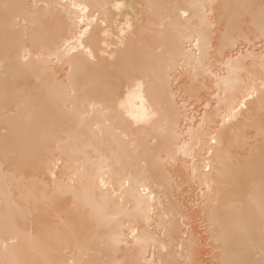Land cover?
Returning a JSON list of instances; mask_svg holds the SVG:
<instances>
[{"label": "bare ground", "instance_id": "obj_1", "mask_svg": "<svg viewBox=\"0 0 264 264\" xmlns=\"http://www.w3.org/2000/svg\"><path fill=\"white\" fill-rule=\"evenodd\" d=\"M161 261L264 264V0H0V264Z\"/></svg>", "mask_w": 264, "mask_h": 264}, {"label": "snow or ice", "instance_id": "obj_2", "mask_svg": "<svg viewBox=\"0 0 264 264\" xmlns=\"http://www.w3.org/2000/svg\"><path fill=\"white\" fill-rule=\"evenodd\" d=\"M116 7H121V5L117 4ZM196 43L199 46L200 41L197 40ZM89 58L93 60L95 59V57L91 56V53H89ZM212 142L216 143L215 140H213ZM152 199L155 200L156 199L155 196L152 197ZM177 223H185V217L182 214L178 212L166 214V216L162 217L160 228L163 229V232L165 234H168L170 230L173 229ZM133 236H135V233H133ZM165 251H167V249H165ZM161 264H164V262L161 261Z\"/></svg>", "mask_w": 264, "mask_h": 264}, {"label": "rangeland", "instance_id": "obj_3", "mask_svg": "<svg viewBox=\"0 0 264 264\" xmlns=\"http://www.w3.org/2000/svg\"><path fill=\"white\" fill-rule=\"evenodd\" d=\"M196 191H197V193H194L193 200L199 201V196L201 195V192L199 191V189L198 190L196 189ZM197 204H198L197 209L201 210L204 207V203H202L201 201H199Z\"/></svg>", "mask_w": 264, "mask_h": 264}]
</instances>
